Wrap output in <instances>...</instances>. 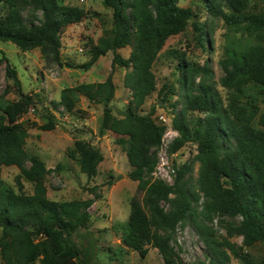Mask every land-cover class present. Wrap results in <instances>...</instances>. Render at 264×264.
Here are the masks:
<instances>
[{"label": "trees", "instance_id": "1", "mask_svg": "<svg viewBox=\"0 0 264 264\" xmlns=\"http://www.w3.org/2000/svg\"><path fill=\"white\" fill-rule=\"evenodd\" d=\"M179 1L104 0V5L113 10V28L91 46L90 61L77 67L88 70L112 52L113 72L104 82L64 89L60 105L72 113L81 96L102 104L100 135L111 131L117 135L118 145L127 146L131 166L128 176L138 182L144 196L143 202L132 199L129 219L121 226L124 248L145 259L153 246L164 264H183L171 240L178 226L191 219L206 245L208 260L202 264H232V257L240 264H264L243 246L220 240L206 224L215 218L240 219L228 228L229 235H239L245 243L264 244V11H249V0H206L212 16L223 19L230 31L239 30L246 37H228L220 80L228 91L226 105L209 82L213 73L208 65L180 60L184 110L200 112L204 117L190 123L182 114L174 118L173 127L179 136L170 145V152L176 153L189 143L196 145L198 192L187 181L193 169L188 162L176 167L173 183L152 180L167 126L154 120L155 106L143 114L142 108L156 91L160 103L177 95L172 85L157 89L154 64L168 39L185 32L191 22L200 44L204 47L206 42L202 27L193 21V10L181 7ZM2 2L7 13L0 14V41L11 42L22 51L39 48L60 66L63 31L92 15L83 7L59 0ZM128 46L132 48L130 56L123 58L118 50ZM116 67L128 70L124 85L132 93L120 118L111 106L116 93ZM6 73L17 86L19 99L0 113V264H96L74 239L79 229L89 227L94 201L49 199L46 179L52 170L26 151L29 131L20 121L31 108L38 114L35 99L22 91L17 72L8 62ZM55 127L51 118L41 128ZM72 153L88 179L98 175L104 160L98 148L77 141ZM10 166L17 167L21 176L34 184L32 195L22 192V186L20 193L15 192L3 180L2 170Z\"/></svg>", "mask_w": 264, "mask_h": 264}, {"label": "rangeland", "instance_id": "2", "mask_svg": "<svg viewBox=\"0 0 264 264\" xmlns=\"http://www.w3.org/2000/svg\"><path fill=\"white\" fill-rule=\"evenodd\" d=\"M59 2L83 7L92 15L63 31L60 51L62 66L51 55L44 56L39 48L22 51L11 42L0 41V113L8 104L19 99L18 88L6 73L8 62L17 72L22 91L35 99L38 114L31 108L20 121L29 131L26 151L30 155L38 156L52 170L46 179L49 199L58 202L86 199L94 201L89 210L92 215L89 227L79 229L74 235L78 246L88 252L96 264H164L161 254L153 246H150L149 255L144 259L137 252L124 248L121 243V226L129 219L131 201L137 198L143 202L144 193L138 189V182L132 181L128 176L131 166L127 146L118 145L117 135L111 131L105 135L99 133L103 105L91 103L85 96L80 97V103L72 113H68L60 105L64 89L104 82L113 72L112 52L100 57L88 70L77 67L90 61L91 46L98 43L106 30L113 28V10L104 5V0ZM179 5L193 10V21H197L202 27L206 42L204 47L200 44L192 22L185 32L168 39L153 71L157 89L172 85L177 95L170 96L166 103H160L156 91L148 98L141 113H148L155 106L154 120L167 126L163 146L159 149V164L152 180L161 179L173 183L176 167L188 162L193 169L188 174L187 181L198 192L200 164L194 161L196 145L189 143L176 153L170 152V145L179 136L173 127L174 118L182 114V118L190 123L204 117L200 112L184 110L186 103L181 88L183 73L180 70V60L184 58L190 64L208 65L213 73L209 82L220 93L226 105L228 91L221 85L220 80L224 75L221 61L225 58L228 37L235 36L239 40L246 37L239 30L230 31L223 19L212 16L206 7V0H180ZM248 10L263 12L264 0H249ZM6 13L7 8L1 0L0 14ZM24 14L27 15V12ZM131 51V46L118 50L123 58H129ZM127 72L124 68L116 67L113 74L116 93L111 106L114 115L119 118L132 100L131 91L124 85ZM51 118L54 119L56 127L53 130L42 129ZM77 141L91 144L104 156L98 175L93 179H88L81 172L72 153ZM2 178L17 193L21 192V186L22 192L27 195L34 192V184L22 177L15 166L4 167ZM92 189H95L94 193L91 192ZM203 201L204 199L201 200ZM239 220L229 217L215 218L213 222L207 221L206 224L216 232L220 240L227 239L237 246H243L245 252L264 263V244L245 243L243 237L229 235L228 228ZM171 244L183 264H202L208 260L204 240L196 223L191 219L178 226ZM232 264H240V261L232 257Z\"/></svg>", "mask_w": 264, "mask_h": 264}]
</instances>
